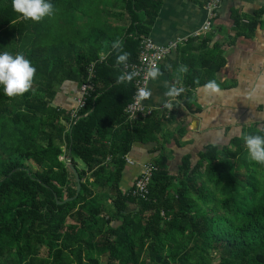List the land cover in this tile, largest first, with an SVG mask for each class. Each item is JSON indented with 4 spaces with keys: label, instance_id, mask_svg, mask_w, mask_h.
Returning <instances> with one entry per match:
<instances>
[{
    "label": "trees",
    "instance_id": "1",
    "mask_svg": "<svg viewBox=\"0 0 264 264\" xmlns=\"http://www.w3.org/2000/svg\"><path fill=\"white\" fill-rule=\"evenodd\" d=\"M122 1L131 18L122 40L100 60L77 54L72 66L57 42L45 46L34 21L0 0V51L22 54L35 68L23 94L9 97L0 86V264H102L103 257L104 264H264V165L248 158L243 139L264 135V127L206 145L195 162L185 155L175 170L157 145L147 195H130L133 181L122 190L132 145L158 143L178 107L167 118L155 110L127 121L134 81L123 66L136 62L160 0ZM198 47L200 68L187 72L185 87L214 80L224 61L218 44ZM90 63L92 88L76 116L53 106L57 87L85 82ZM184 89L177 98L187 105L192 95ZM68 155L80 178L75 197Z\"/></svg>",
    "mask_w": 264,
    "mask_h": 264
},
{
    "label": "crops",
    "instance_id": "2",
    "mask_svg": "<svg viewBox=\"0 0 264 264\" xmlns=\"http://www.w3.org/2000/svg\"><path fill=\"white\" fill-rule=\"evenodd\" d=\"M202 1L160 0L148 36L157 44L188 38L152 71L143 103L157 109L167 102L178 107L170 121H164L158 143L132 145L126 156L131 163L123 173L122 190L131 185L142 165L157 155V145L164 146L169 166L175 170L185 155L195 162L206 145L225 146L247 127H264V0H222L210 30L192 37L205 18ZM53 9L47 23L43 19L34 21L32 29L42 36L40 41L45 46L53 48L57 42L63 48L60 52L65 62L72 66L77 54H96L103 59L130 28L131 18L122 0H58ZM44 29L56 32V36L44 34ZM200 44L202 50L218 44L223 64L213 75L214 80L205 78L207 82L185 87L183 82L191 79L186 77L187 72L200 68ZM79 87L77 81H63L57 87L53 106L72 110ZM177 89L189 90V104L179 101Z\"/></svg>",
    "mask_w": 264,
    "mask_h": 264
},
{
    "label": "built area",
    "instance_id": "3",
    "mask_svg": "<svg viewBox=\"0 0 264 264\" xmlns=\"http://www.w3.org/2000/svg\"><path fill=\"white\" fill-rule=\"evenodd\" d=\"M205 11L204 21L198 31L192 34V37L210 30L213 22L217 18L222 0H203ZM188 37L177 38L168 41L165 44L155 43L149 36L142 37L139 43V51L136 62L125 63L123 71L133 78L134 92L131 101L125 107L126 119L132 122L138 118L151 115L155 110L160 114L165 113L167 118L170 115L172 104L166 103L158 109L147 106L143 103V97L146 86L152 75V71L159 67L162 60L170 54L176 47L187 40ZM93 76L92 65L87 67V80L80 84V95L76 98L75 107L71 111L72 116H76L79 109L85 104V99L89 95V89L92 88L91 78ZM126 162L131 163L126 157ZM155 166L151 161L145 162L141 170L133 179V184L128 193L135 197H145L148 193V184Z\"/></svg>",
    "mask_w": 264,
    "mask_h": 264
},
{
    "label": "clouds",
    "instance_id": "4",
    "mask_svg": "<svg viewBox=\"0 0 264 264\" xmlns=\"http://www.w3.org/2000/svg\"><path fill=\"white\" fill-rule=\"evenodd\" d=\"M14 11L22 18L40 21L45 16H52L53 5L48 0H11ZM124 57L121 56L120 59ZM35 68L30 66L22 54L13 56L8 51H0V86L9 97L26 92L32 83ZM248 158L264 165V135L254 134L243 137Z\"/></svg>",
    "mask_w": 264,
    "mask_h": 264
},
{
    "label": "water",
    "instance_id": "5",
    "mask_svg": "<svg viewBox=\"0 0 264 264\" xmlns=\"http://www.w3.org/2000/svg\"><path fill=\"white\" fill-rule=\"evenodd\" d=\"M68 153H70V150H68ZM65 161H66V168H67L68 172H70L73 175V178H74V182H75V195H74V197H75L78 194V192L80 190V186H81L79 174H78L77 169L75 168V166L71 162V158H70L69 155L67 156ZM71 199H73V197H69L66 200H71ZM57 203L59 204V203H61V201H57Z\"/></svg>",
    "mask_w": 264,
    "mask_h": 264
},
{
    "label": "rangeland",
    "instance_id": "6",
    "mask_svg": "<svg viewBox=\"0 0 264 264\" xmlns=\"http://www.w3.org/2000/svg\"><path fill=\"white\" fill-rule=\"evenodd\" d=\"M76 161H77V168L80 170V169H83L84 167H85V165H84V163L81 161V160H79V159H77L76 158ZM124 184V183H123ZM107 203H109V201H107ZM109 205L110 204H108L107 206H106V209H109ZM40 253L42 254V255H44L45 253H46V251H45V249H40ZM105 258L103 257L102 258V264H104L105 263Z\"/></svg>",
    "mask_w": 264,
    "mask_h": 264
}]
</instances>
